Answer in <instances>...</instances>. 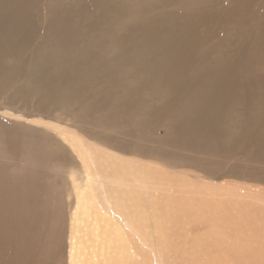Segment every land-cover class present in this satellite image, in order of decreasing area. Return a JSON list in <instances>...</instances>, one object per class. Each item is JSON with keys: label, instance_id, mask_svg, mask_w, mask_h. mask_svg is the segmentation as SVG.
Wrapping results in <instances>:
<instances>
[{"label": "bare ground", "instance_id": "1", "mask_svg": "<svg viewBox=\"0 0 264 264\" xmlns=\"http://www.w3.org/2000/svg\"><path fill=\"white\" fill-rule=\"evenodd\" d=\"M45 1L40 27L35 12L40 0H0V76L7 75L0 82L29 77L56 100L66 93L99 125L97 138L115 148L124 146L121 137L135 136L136 104L152 108L156 117L176 108L181 126L176 124L160 145L134 148L141 156L214 165L211 149L189 156L176 146L191 152L205 139L228 150L248 146L253 118L241 117L232 130V124L226 127L229 113L222 110L232 111L237 88L242 97L259 98L254 76L264 62V27L250 28L232 7L209 0L197 8L191 0ZM39 28L41 41L31 46ZM5 56L12 58L11 67L2 63ZM22 58H29V68L18 62ZM109 75L123 91L116 106L100 96L99 86ZM144 89L156 103L137 101ZM194 104L201 105L197 112ZM4 121L9 122L0 114V156L21 151L24 162L13 171L0 158V264H50L63 249L65 223L69 264H258V253L263 260L264 227L259 226L264 224L258 219L264 218V200L244 202L237 186L168 173L64 132L61 139L81 169L67 174L68 214L63 217L49 203L50 211L42 214L33 200L44 188L41 169L56 153L48 149V139L32 140L21 125L7 128ZM261 125L264 116L257 117L256 128ZM260 152L264 155V148Z\"/></svg>", "mask_w": 264, "mask_h": 264}, {"label": "rangeland", "instance_id": "2", "mask_svg": "<svg viewBox=\"0 0 264 264\" xmlns=\"http://www.w3.org/2000/svg\"><path fill=\"white\" fill-rule=\"evenodd\" d=\"M191 1H193L192 3L198 4V6L193 7L197 8L201 7L199 3L207 0ZM209 1H213L212 4H216V6L221 8H223L224 5V8L232 7L235 17H237V19H244L247 26L251 24L250 28H257L256 30H260L262 27H264V0ZM45 3V0H40L35 10L36 14L41 20L40 27H42V20L45 13ZM162 9L163 7L161 5L155 7V10L158 12ZM240 31L237 33H240ZM40 35L41 28H39L38 34H36L34 39L31 41V46H35L41 41ZM217 53L221 52L218 51ZM262 53V58H264V46L262 48ZM216 57L218 58L220 56ZM28 59L29 58H22L17 60L24 68H29L31 66V62ZM2 63L6 67H11L13 60L9 56H5L2 59ZM193 65H195V68L197 67L196 64ZM75 67L79 69L83 67V65H78V63H76ZM259 68L260 69L256 70L258 74L254 76L255 80H257L254 88L259 90V98H257L256 101H251L247 99L246 96L242 97L241 93L238 92L239 88H237V94L234 96L237 98V103L232 111L230 108L222 110V112L229 113V122L226 127L232 124V130L237 128L236 124L241 117L245 116V118H253L252 121L255 123V127L253 129L254 131L248 136L249 140L247 141L248 146L246 148L228 150L227 148L225 149L223 147L224 145H221L219 142L211 141V139H205L202 143H200L199 146L191 148V152H188L184 147L176 146V148H179V151H182L187 155L190 154L189 156H194L193 154L196 152L203 153L206 149H211L209 153H212L214 157L212 156L209 159H214H212L214 165L204 164L202 166L197 164L193 165L194 163L187 162L185 159L183 160L184 162L182 160H176V162H172V160L166 161V159H162L163 157L155 158L151 156H141L139 152L134 149L138 145H141L142 147H145L149 144L160 145L162 144L161 140H163L164 137L174 134L176 129L175 125L178 124L176 122V116L174 115L176 108L170 107L164 111L163 115L156 117V114L152 113V108H144L142 106L140 108L137 107L139 105L136 104V106L133 107V113L131 115L135 124L133 132L135 136L121 137L120 141L124 146L115 148L110 144L101 142L99 138H97V135H99L101 132L99 125L95 122H91L84 109H82L73 98L67 97L66 93H64L60 99L56 100L52 98L49 93L44 92L43 87L36 88L37 84L34 83L29 77H25L23 79L16 78L12 80V84H7L6 81L0 82V107L11 110V113L6 114L2 108L0 109V114L5 120L9 121H4V123L6 125L7 123H10L7 125V128H13L17 125H21L23 127L21 132L30 135L32 140H37L38 138L48 139L51 142L50 146H48V149L55 152L57 155L56 156L54 154L55 157H53V159L48 162V164L45 165L43 169H41V176L43 177L42 185L44 188L39 191V197L36 198L35 201L33 200V202L38 204L36 210L39 209L42 214H45V212L50 211L51 205H55L61 209L63 212V217L68 214L69 198L66 195L68 191L66 192L65 190L68 186L66 183L67 174H69L68 172L71 170L79 171L81 169V164L75 154L70 152L68 149L69 147L67 146L66 141L61 139L63 132L68 134L69 137L80 138L87 143H93L100 148L103 147L102 149L107 150V152L111 154H116L121 157L123 156L124 158H130L132 156L134 158L144 160L148 164L150 163L154 164V166L162 167L163 169L165 168V171L168 173L172 172V170L173 172L177 173L185 172L187 173L188 177L201 180V182H206L208 180L216 186H221L223 184L237 186V194L241 196L240 198H242L244 202L246 200H248L247 202H250L251 199L252 202H258L260 199L264 200V155L262 152H260V150L264 148V126L261 125V127L256 128L257 117L264 116V62H262ZM190 69L193 70L194 67H191ZM0 78L6 79L7 75L0 76ZM112 78L113 77L109 75L106 81L100 84V96H108L110 102L113 103V106H116V103L119 102L120 95L123 91L120 90L119 85L114 83V78ZM238 79L245 82L244 76H239ZM253 82L251 83L252 85ZM161 87L166 88V85L164 84ZM160 93L164 95L166 91H160ZM140 95L143 99H138L137 101L140 100L150 102L154 100H151L149 90H140ZM43 96H45L46 99H42ZM154 102L156 103L157 100H154ZM194 105L195 106L192 107V109L197 112V107L201 105ZM102 111V109L97 110L94 114L99 116ZM114 119L117 120V118ZM179 126H181V124ZM92 130L96 133V137L92 132H90ZM60 152L68 156L66 158L61 157L59 156ZM215 154H217L216 157ZM1 157L4 156H0V158ZM179 158L181 159L180 156ZM1 159L5 161L7 167L10 170L18 171L23 167L24 157L21 151H18L11 158ZM215 160H218L221 163H216ZM209 168L212 169L211 173H206ZM215 175L218 177L215 178ZM51 191L52 195H50ZM252 194L255 195L252 197ZM48 203L50 207L47 210L45 206ZM262 219L264 220V218ZM262 219L260 217L258 220H260V223L262 221L264 224ZM237 222V227L240 229L242 223L239 217H237ZM65 227L68 229L67 223H65ZM263 227V225L259 226L260 230ZM67 229L63 234V249L53 256L50 264H69L65 244L67 241ZM250 236L253 238L255 237L253 233H251ZM255 256H257V258L260 260L258 261L259 263L257 262L258 264H264V258L262 260L261 253L255 254Z\"/></svg>", "mask_w": 264, "mask_h": 264}]
</instances>
